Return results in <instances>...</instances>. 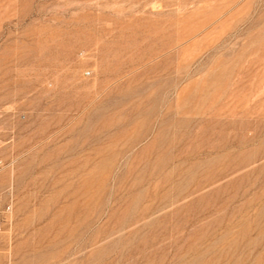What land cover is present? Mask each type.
<instances>
[{
    "label": "rangeland",
    "instance_id": "obj_1",
    "mask_svg": "<svg viewBox=\"0 0 264 264\" xmlns=\"http://www.w3.org/2000/svg\"><path fill=\"white\" fill-rule=\"evenodd\" d=\"M0 264H264V0H0Z\"/></svg>",
    "mask_w": 264,
    "mask_h": 264
},
{
    "label": "built area",
    "instance_id": "obj_2",
    "mask_svg": "<svg viewBox=\"0 0 264 264\" xmlns=\"http://www.w3.org/2000/svg\"><path fill=\"white\" fill-rule=\"evenodd\" d=\"M13 213V199L9 198L6 203H0V230L4 225L11 224Z\"/></svg>",
    "mask_w": 264,
    "mask_h": 264
}]
</instances>
